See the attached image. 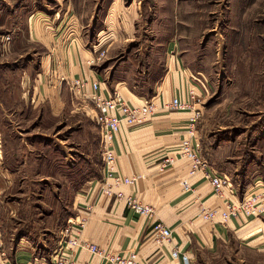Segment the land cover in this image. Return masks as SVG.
Returning a JSON list of instances; mask_svg holds the SVG:
<instances>
[{
	"label": "rangeland",
	"instance_id": "1",
	"mask_svg": "<svg viewBox=\"0 0 264 264\" xmlns=\"http://www.w3.org/2000/svg\"><path fill=\"white\" fill-rule=\"evenodd\" d=\"M34 12L39 17L31 19ZM26 15L31 21H52L46 45L31 41ZM166 41L177 42L178 56L203 82L195 107L201 110L196 130L204 160L242 187L264 177V0H0V165L7 152H60L63 164L74 162L79 182L85 172L98 176L102 163L94 103L88 107L66 85L59 115L36 99L25 107L20 75L27 66L33 69L31 92L39 59L55 45L59 55L74 46L100 81L112 82L119 71L129 70L126 62L141 73L151 59L158 73ZM48 59L45 65L52 68L55 60ZM46 81L52 85L51 78ZM88 152L93 160L86 158ZM29 161L31 172L19 171V182L1 200L65 195L49 178L36 179L35 157ZM35 207L24 204V211L31 214ZM195 264H264V249L229 237L215 251L200 252Z\"/></svg>",
	"mask_w": 264,
	"mask_h": 264
},
{
	"label": "crops",
	"instance_id": "2",
	"mask_svg": "<svg viewBox=\"0 0 264 264\" xmlns=\"http://www.w3.org/2000/svg\"><path fill=\"white\" fill-rule=\"evenodd\" d=\"M23 8L19 11L25 10ZM35 14L31 19L35 18ZM26 18L32 30L31 41L46 45L44 42L50 37L47 26H52V21H31L29 15ZM36 28L39 29L38 33L34 31ZM161 50L164 60L160 72L153 73L151 59L141 73L138 72V66L133 69L126 62L123 67L129 70L119 71L112 82L97 80L98 75L88 71L81 53L72 45L61 55L58 45L53 49L49 47L47 51L51 54L47 53L46 56L50 58L48 60H55L56 64L52 68L45 65V55L39 59L41 67L35 73L38 78H35L36 84H33L31 92L28 78L33 69L27 66L23 70L19 77L22 89H18V92L25 107L27 101L32 105L30 100L33 99H36L37 105L48 102L44 108L48 107L54 116L59 115L64 108L62 100L66 85L69 89L77 90L74 84L76 80L86 81L83 91L88 96L93 93L91 82L98 81L100 86L97 92L101 96L108 97L114 90H118L132 105L140 106L144 101L153 100L157 108L147 122L132 129L124 127L114 138L117 172L136 178L134 184L112 185L113 191L121 192L120 197L105 196L102 193L105 179L102 157L99 175L85 172L88 175L79 182L74 162L63 164L60 152H7L4 166L0 165V253L3 252L0 264H44L42 259H46L49 264L60 254L73 264H109L106 258L92 254L86 247L70 250L64 246L67 223L82 219L84 226L79 232L82 244L96 245L103 254L127 255L135 252L139 264H183L180 257L172 258L173 250L180 254L186 253L191 263L195 264L200 252L215 251L219 243L229 237L239 238L250 246L264 249V215L249 219L231 218L225 224L212 223L202 218V210L222 208L224 200L214 195L209 180L201 172L188 177L189 162L177 152L178 144L188 136L187 125L192 112L175 111L162 106L173 98L192 101L194 98L191 96L196 97L202 91L203 82L197 78L198 72L192 71L185 65L184 58L178 56L177 42L166 41ZM46 78H51L52 85ZM36 87L38 92L34 90ZM91 101L90 98L81 97V102L88 104V107ZM73 104L78 106L80 103ZM85 129L83 124L82 131ZM30 144L35 151L37 142ZM31 156L35 157L36 164L32 167L35 178H49L58 183L56 189L61 193L66 190L65 195L1 200V194L19 182V171L31 172ZM74 157L71 156V159ZM86 158L93 160L94 154L88 152ZM167 158L171 159L170 163H166ZM12 159H19V162ZM213 167L227 175L216 166ZM186 178L190 185L187 191L182 186V180ZM263 178L258 175L244 187L239 182H233L235 197L240 199L253 182L264 181ZM107 182L112 184L110 179ZM128 198L149 206L153 214H136L128 208ZM24 204L36 207L30 214L24 211ZM154 222H161L171 230L169 240L157 238L151 229Z\"/></svg>",
	"mask_w": 264,
	"mask_h": 264
},
{
	"label": "built area",
	"instance_id": "3",
	"mask_svg": "<svg viewBox=\"0 0 264 264\" xmlns=\"http://www.w3.org/2000/svg\"><path fill=\"white\" fill-rule=\"evenodd\" d=\"M75 88L77 93L83 98H90L95 105V120L99 125L100 150L103 161L105 179L103 181L102 193L105 196L120 197L122 194L112 190V185L134 184L135 177L120 175L116 168V155L114 152L113 141L122 128L132 129L147 122L156 112V104L153 100L144 101L140 106L130 104L118 90H114L108 97L101 96L97 91L100 82L92 81L91 88L93 93L86 95L83 91L86 81L76 80ZM192 101L173 98L169 103L163 104L162 108H171L175 111L190 110L192 115L188 120L187 134L177 146V152L189 162L188 177L196 173H202L212 186L214 195L224 200V206L204 209L201 212L202 218L212 223L225 224L231 218H260L264 215V181L257 180L253 182L242 198L235 197L234 183L226 176L219 173L202 157L197 142V121L201 116V110L195 107L196 97ZM170 163L171 159H165ZM112 180V184L107 182ZM182 186L185 191L189 190L188 178L182 180ZM233 197V198H232ZM127 206L133 212L140 216H151L152 208L141 204L134 198L127 199ZM84 226V220L69 221V225L64 229L66 248L74 249L86 247L92 254L103 256L109 264H139L135 252L127 255L103 254V252L93 244H82L79 239V232ZM152 232L161 240L171 238V230L161 222L152 224ZM3 255V252L0 253ZM49 264H73L63 255H56ZM172 258L180 257L183 264H190L189 256L186 253L180 254L177 250L171 252ZM44 264L46 263V259Z\"/></svg>",
	"mask_w": 264,
	"mask_h": 264
}]
</instances>
